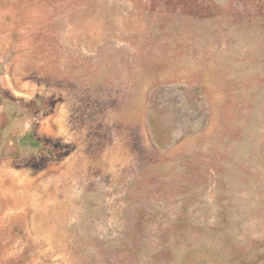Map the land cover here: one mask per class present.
Masks as SVG:
<instances>
[{
    "label": "rangeland",
    "instance_id": "rangeland-1",
    "mask_svg": "<svg viewBox=\"0 0 264 264\" xmlns=\"http://www.w3.org/2000/svg\"><path fill=\"white\" fill-rule=\"evenodd\" d=\"M0 264H264V0H0Z\"/></svg>",
    "mask_w": 264,
    "mask_h": 264
}]
</instances>
